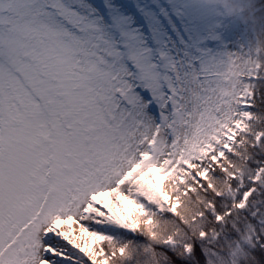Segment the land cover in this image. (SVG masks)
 <instances>
[{
  "label": "snow or ice",
  "instance_id": "6c2138e0",
  "mask_svg": "<svg viewBox=\"0 0 264 264\" xmlns=\"http://www.w3.org/2000/svg\"><path fill=\"white\" fill-rule=\"evenodd\" d=\"M0 264H264V64L226 12L0 0Z\"/></svg>",
  "mask_w": 264,
  "mask_h": 264
},
{
  "label": "rangeland",
  "instance_id": "374dc122",
  "mask_svg": "<svg viewBox=\"0 0 264 264\" xmlns=\"http://www.w3.org/2000/svg\"><path fill=\"white\" fill-rule=\"evenodd\" d=\"M201 4L205 7L212 9H220L226 12L233 21L240 27L242 33L246 36V45L252 53V59L255 61V56L257 54V41L254 37L255 32L260 31L264 36V30L258 28V24L250 18L252 10H248L245 13H240L239 8L242 4L248 3V0H212L211 3H203L200 0ZM235 6L237 8L236 14H233L230 9Z\"/></svg>",
  "mask_w": 264,
  "mask_h": 264
},
{
  "label": "trees",
  "instance_id": "16d2710c",
  "mask_svg": "<svg viewBox=\"0 0 264 264\" xmlns=\"http://www.w3.org/2000/svg\"><path fill=\"white\" fill-rule=\"evenodd\" d=\"M252 18L258 24V28L261 27L262 30H264V14H261L259 12H256L255 14L253 13ZM254 36H255V39L257 41V47L259 48L257 51V55L259 56V62L261 64H264V49H261L259 47V44L261 42L263 34L260 31H257V32H255ZM256 58H257V56H256ZM256 58H255V60H256ZM258 103H259V101H258ZM162 227H163V225H162Z\"/></svg>",
  "mask_w": 264,
  "mask_h": 264
},
{
  "label": "clouds",
  "instance_id": "9594fccd",
  "mask_svg": "<svg viewBox=\"0 0 264 264\" xmlns=\"http://www.w3.org/2000/svg\"><path fill=\"white\" fill-rule=\"evenodd\" d=\"M202 2H203V3H211L212 0H202ZM230 11H231L233 14H236V12H237V8H236L235 6H233V7L230 9ZM259 47H260L261 49H264V36H262L261 42H260V44H259ZM248 67H251V65H248ZM238 70H239V71H243V70H244V67L242 66V67H240Z\"/></svg>",
  "mask_w": 264,
  "mask_h": 264
}]
</instances>
